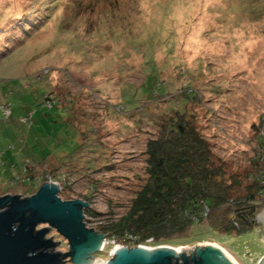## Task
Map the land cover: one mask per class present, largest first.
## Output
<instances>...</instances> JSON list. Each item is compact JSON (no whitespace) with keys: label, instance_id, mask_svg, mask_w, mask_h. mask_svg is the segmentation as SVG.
Here are the masks:
<instances>
[{"label":"rangeland","instance_id":"obj_1","mask_svg":"<svg viewBox=\"0 0 264 264\" xmlns=\"http://www.w3.org/2000/svg\"><path fill=\"white\" fill-rule=\"evenodd\" d=\"M177 110L227 161L240 194L264 185V0H0V197L52 181L62 200L89 204L86 225L104 234L144 182L147 141ZM233 219L224 209L173 236L179 246H140L182 248V264L214 244L235 264H260L263 223L219 228ZM38 229L56 243L48 251L70 252L56 229ZM104 238L88 255L106 262L133 248Z\"/></svg>","mask_w":264,"mask_h":264},{"label":"trees","instance_id":"obj_2","mask_svg":"<svg viewBox=\"0 0 264 264\" xmlns=\"http://www.w3.org/2000/svg\"><path fill=\"white\" fill-rule=\"evenodd\" d=\"M186 98L193 99L192 92ZM146 177L125 214L105 222L100 231L109 239L140 245L173 244V236L193 231L211 216L232 209L234 219L219 223L228 233L242 234L237 223L245 224L238 213L264 196V185L240 194L231 180L227 161L214 151V145L183 111L165 118L158 134L146 143ZM109 169V168H108ZM85 209L84 214L90 215ZM202 231V230H200Z\"/></svg>","mask_w":264,"mask_h":264},{"label":"water","instance_id":"obj_3","mask_svg":"<svg viewBox=\"0 0 264 264\" xmlns=\"http://www.w3.org/2000/svg\"><path fill=\"white\" fill-rule=\"evenodd\" d=\"M55 183L43 184L31 197L20 195L0 197V264H58L70 256L74 264H173L177 258L172 247L160 246L147 253L142 246L117 251L113 260L103 262L88 255L101 248L105 234L89 229L84 210L89 204L82 200H62ZM258 220L264 225V203L256 207ZM48 224L65 237L70 252L61 255L48 251L56 243L47 239L48 230L38 225ZM264 240V229L262 233ZM182 264H234L214 245L194 247L191 260L183 255ZM264 264V258L260 262Z\"/></svg>","mask_w":264,"mask_h":264},{"label":"flooded vegetation","instance_id":"obj_4","mask_svg":"<svg viewBox=\"0 0 264 264\" xmlns=\"http://www.w3.org/2000/svg\"><path fill=\"white\" fill-rule=\"evenodd\" d=\"M254 206V205H253ZM244 207L239 213V217L241 218L242 221L244 222H250L252 224L258 223V213L256 207Z\"/></svg>","mask_w":264,"mask_h":264},{"label":"bare ground","instance_id":"obj_5","mask_svg":"<svg viewBox=\"0 0 264 264\" xmlns=\"http://www.w3.org/2000/svg\"><path fill=\"white\" fill-rule=\"evenodd\" d=\"M209 245H214V244H209ZM214 246H216V245H214ZM216 247H218V246H216ZM157 248H159V247H155V248H148V247H145V246L141 247V249L144 250L147 253H153L155 250H158ZM122 249H125V248H119V249H117V251L122 250ZM173 251L175 252L176 256H179L183 252L182 248H173ZM233 263H234V261H233Z\"/></svg>","mask_w":264,"mask_h":264},{"label":"built area","instance_id":"obj_6","mask_svg":"<svg viewBox=\"0 0 264 264\" xmlns=\"http://www.w3.org/2000/svg\"><path fill=\"white\" fill-rule=\"evenodd\" d=\"M10 112V109L8 107H4V113L8 114ZM260 160L264 161V154L262 156V158H260ZM260 179H262V181L264 182V172L262 174H260ZM52 182V181H51Z\"/></svg>","mask_w":264,"mask_h":264}]
</instances>
